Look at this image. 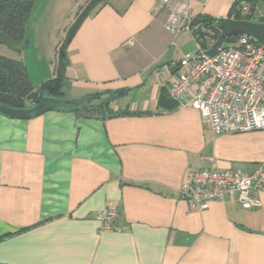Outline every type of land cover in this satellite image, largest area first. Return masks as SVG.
Here are the masks:
<instances>
[{"label":"crops","instance_id":"obj_1","mask_svg":"<svg viewBox=\"0 0 264 264\" xmlns=\"http://www.w3.org/2000/svg\"><path fill=\"white\" fill-rule=\"evenodd\" d=\"M235 1L190 3L222 18ZM166 17L154 0H107L75 30L61 97L120 91L106 112L0 114V264H264V184L258 209L228 196L199 210L179 194L189 171L264 166V130L214 134L191 106H160L195 43ZM107 207L116 229L96 217Z\"/></svg>","mask_w":264,"mask_h":264},{"label":"built area","instance_id":"obj_2","mask_svg":"<svg viewBox=\"0 0 264 264\" xmlns=\"http://www.w3.org/2000/svg\"><path fill=\"white\" fill-rule=\"evenodd\" d=\"M240 7L248 11L250 6L242 1ZM154 9H166L164 28L171 35H192L190 23L195 16L190 0H154ZM195 45V52L174 64L175 78L167 91L177 107L188 105L199 111L204 126L214 134L264 130V46L239 35L209 56L198 41ZM263 184V165L252 173L210 168L189 171L179 194L199 210L228 196L243 209H258ZM118 214L115 207L99 211L96 217L101 229H116L114 220Z\"/></svg>","mask_w":264,"mask_h":264},{"label":"trees","instance_id":"obj_3","mask_svg":"<svg viewBox=\"0 0 264 264\" xmlns=\"http://www.w3.org/2000/svg\"><path fill=\"white\" fill-rule=\"evenodd\" d=\"M107 0H87L76 17V20L69 25L63 42L60 44V50L65 52V48L74 34L81 21L89 16L95 9L106 3ZM249 4L248 11H242L241 2ZM35 0H0V31L8 35L15 43L21 42L25 38V27L29 20V15L33 8ZM257 0H236L230 10L229 18L242 20H251L255 14ZM231 16V17H230ZM211 20L204 21L199 25L192 27V35L195 41H198L201 48L207 50L216 41L219 31L215 24L216 20L212 17H200ZM236 36L227 37L224 42L229 43L235 40ZM66 61V56L60 58L56 65L57 69L53 76L44 80L38 86L33 87L27 76L26 68L19 60H14L0 56V102L14 106L24 107L28 103L31 105L39 101L43 95L61 97L62 69ZM168 93V92H167ZM100 94L88 95L81 106L74 111L77 113L93 114L97 110L106 112L109 105V98L100 99ZM93 100H99L96 105L91 104ZM159 104L167 110L177 108V103L169 95L162 96ZM116 112L113 115L128 114ZM112 114V113H107Z\"/></svg>","mask_w":264,"mask_h":264},{"label":"rangeland","instance_id":"obj_4","mask_svg":"<svg viewBox=\"0 0 264 264\" xmlns=\"http://www.w3.org/2000/svg\"><path fill=\"white\" fill-rule=\"evenodd\" d=\"M87 0H35L27 25L29 44L22 50H13L0 41V56L19 60L26 68L30 84L35 87L56 71L60 44L67 28L75 20ZM256 12L251 16L255 21L264 11V0H257ZM227 43L224 42L223 45ZM190 52L196 50L191 42Z\"/></svg>","mask_w":264,"mask_h":264},{"label":"water","instance_id":"obj_5","mask_svg":"<svg viewBox=\"0 0 264 264\" xmlns=\"http://www.w3.org/2000/svg\"><path fill=\"white\" fill-rule=\"evenodd\" d=\"M213 19L216 20L213 23L217 27L219 35L211 47L205 51L206 55L211 56L216 53L222 47L224 40L227 37L232 36L246 35L264 46V11L261 12L257 21L247 19L237 20L229 17ZM206 20L209 21L211 18L206 19L195 17L190 23V28L199 25ZM28 29L29 26L26 25L25 38L19 43H15L8 35L1 31L0 41L13 50H22L29 44ZM59 56L60 58L65 57V52L62 49L59 52ZM119 93L120 91L112 93L109 98H111L114 94ZM81 104V102L65 99L63 97L43 95L39 101L24 107H14L0 102V114L10 118L29 119L51 110L74 111L79 108Z\"/></svg>","mask_w":264,"mask_h":264}]
</instances>
